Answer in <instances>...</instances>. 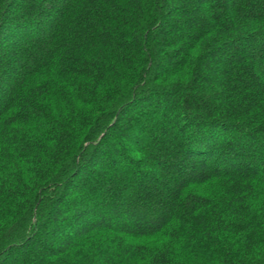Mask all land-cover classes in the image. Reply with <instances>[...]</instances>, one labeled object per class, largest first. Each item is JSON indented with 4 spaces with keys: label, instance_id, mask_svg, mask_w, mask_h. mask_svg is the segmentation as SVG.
<instances>
[{
    "label": "trees",
    "instance_id": "obj_1",
    "mask_svg": "<svg viewBox=\"0 0 264 264\" xmlns=\"http://www.w3.org/2000/svg\"><path fill=\"white\" fill-rule=\"evenodd\" d=\"M0 264H264V0H0Z\"/></svg>",
    "mask_w": 264,
    "mask_h": 264
}]
</instances>
